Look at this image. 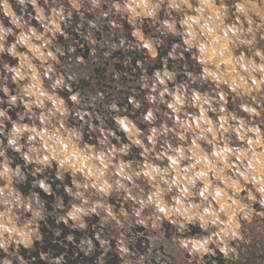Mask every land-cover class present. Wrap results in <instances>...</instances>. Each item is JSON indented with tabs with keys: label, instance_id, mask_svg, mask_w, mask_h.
Segmentation results:
<instances>
[{
	"label": "rangeland",
	"instance_id": "obj_1",
	"mask_svg": "<svg viewBox=\"0 0 264 264\" xmlns=\"http://www.w3.org/2000/svg\"><path fill=\"white\" fill-rule=\"evenodd\" d=\"M263 166L264 0H0V264L47 214L120 264H264Z\"/></svg>",
	"mask_w": 264,
	"mask_h": 264
},
{
	"label": "trees",
	"instance_id": "obj_2",
	"mask_svg": "<svg viewBox=\"0 0 264 264\" xmlns=\"http://www.w3.org/2000/svg\"><path fill=\"white\" fill-rule=\"evenodd\" d=\"M125 33L130 40H134L131 34V29L128 24L125 23L124 26ZM61 39V37H59ZM85 53L82 58H87L88 48L85 47ZM167 51L162 52L160 48H157L156 62L158 66L149 67L148 75L152 74L154 70H161L166 68L171 71L169 64L172 62L168 58V65L165 66L162 62L163 56H166ZM87 53V54H86ZM119 53V52H118ZM118 53H115L116 55ZM132 56L129 58V65L136 71H140V66L138 62L144 64L145 58L137 56L138 53H131ZM185 59L190 62V57L186 54ZM183 60V59H182ZM115 69H119L118 66ZM94 72L98 75H104L105 68H96ZM83 86H87L88 81H82ZM76 87L72 86L71 92H65V94H60V96L65 100L67 106L71 105L69 100V95L78 93L76 92ZM122 107L121 105H119ZM124 108V107H123ZM131 105L127 104L125 107L126 112L122 116H126L130 121H132L139 129L142 128L141 124L136 122V118L140 113H129L131 110ZM120 135L123 136L122 133ZM125 141V138L123 139ZM52 178H42L41 175H37V179H44V183L49 188V193H45L41 188L35 187L31 192H33L38 199L43 202L44 210L46 212L53 210V204L59 198L65 205L67 202V196L64 193V188H58L56 183L59 180L55 176ZM28 176L27 179H29ZM34 178V177H33ZM28 186V180H26L22 185L17 186L18 191L22 195H26V187ZM98 217L92 216L91 219L85 218V228L80 229L74 225V223L69 220L56 219L51 215L47 214L41 221L38 222V237L33 241L32 245L28 248L23 246L18 247L17 257L18 259L12 260V264H101L100 259L103 260L102 264H120V259L116 251V244L114 241H109L110 249L104 252L100 248L99 239L96 237V231L100 227L98 226ZM89 240L93 246V251H85L82 248L83 241ZM218 259H221L222 255L217 252ZM7 256L1 254L0 258H5ZM102 257V258H101ZM205 258H212L208 255ZM223 260V259H222ZM220 262V261H219ZM210 264V263H208Z\"/></svg>",
	"mask_w": 264,
	"mask_h": 264
},
{
	"label": "bare ground",
	"instance_id": "obj_3",
	"mask_svg": "<svg viewBox=\"0 0 264 264\" xmlns=\"http://www.w3.org/2000/svg\"><path fill=\"white\" fill-rule=\"evenodd\" d=\"M198 161H199V160H198ZM198 161H197V162H198ZM261 162H262V161H261ZM258 163H259V162H258ZM262 163H263V162H262ZM260 167H261V166H260ZM263 167H264V166H263ZM263 167H262V168H263ZM257 173H258V172H257ZM195 175H196V174H195ZM259 177H260V176H259ZM263 178H264V177H263ZM258 182H259V180H258ZM260 182H261V181H260Z\"/></svg>",
	"mask_w": 264,
	"mask_h": 264
}]
</instances>
